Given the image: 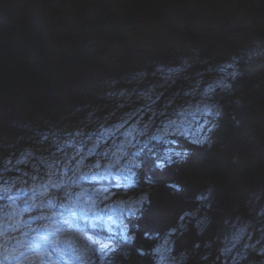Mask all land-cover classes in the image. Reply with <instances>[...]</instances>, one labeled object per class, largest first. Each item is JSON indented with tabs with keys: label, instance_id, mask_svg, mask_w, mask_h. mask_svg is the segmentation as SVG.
<instances>
[{
	"label": "clouds",
	"instance_id": "clouds-1",
	"mask_svg": "<svg viewBox=\"0 0 264 264\" xmlns=\"http://www.w3.org/2000/svg\"><path fill=\"white\" fill-rule=\"evenodd\" d=\"M121 43L140 56L80 100L0 122V264H264V169L223 209L218 178L186 175L264 48L156 57Z\"/></svg>",
	"mask_w": 264,
	"mask_h": 264
},
{
	"label": "trees",
	"instance_id": "trees-1",
	"mask_svg": "<svg viewBox=\"0 0 264 264\" xmlns=\"http://www.w3.org/2000/svg\"><path fill=\"white\" fill-rule=\"evenodd\" d=\"M56 0H14L0 13V122L11 124V112L7 114L9 101L27 103L29 96L38 92L39 86L67 90L73 77L93 69L96 61L108 47H113L136 28L138 20L145 14L154 15L182 4H193L195 0H63L62 5L53 7ZM59 1V0H58ZM61 1V0H60ZM197 0L198 10L206 6ZM71 2L75 13V34L70 32H47L48 25L42 22L44 16L53 10L55 17L62 15L65 3ZM237 8L255 9V0H237ZM101 10L94 16L95 6ZM205 5V6H204ZM158 6H161L157 8ZM116 19L118 26L108 29L107 47L102 43L89 47L93 32L87 26H96ZM50 36L59 37L49 40ZM70 39L72 41H70ZM44 55L40 57L39 50ZM264 48V27L261 42ZM70 81H69V80ZM75 82H72L74 84ZM65 85V86H63ZM235 95L228 98L231 115H226L214 134L212 148L194 149L186 166V175L194 183L208 177L218 178L221 187L217 199L221 209L230 200L234 187L244 183L248 174L264 169V58L257 60L244 72L242 78L233 84ZM38 89V90H37ZM53 95V91H50ZM49 93L42 90L48 99ZM56 95V94H55ZM239 98V102L237 101ZM25 101H24V100ZM65 97L61 98L64 101ZM42 104L39 101L34 107ZM4 115H8L4 117ZM3 117V118H2ZM235 119H234V118ZM239 120V126H235ZM237 157L236 164L232 157ZM225 206V207H223Z\"/></svg>",
	"mask_w": 264,
	"mask_h": 264
},
{
	"label": "rangeland",
	"instance_id": "rangeland-1",
	"mask_svg": "<svg viewBox=\"0 0 264 264\" xmlns=\"http://www.w3.org/2000/svg\"><path fill=\"white\" fill-rule=\"evenodd\" d=\"M14 0H0V13H2L8 4ZM197 0H195L196 2ZM237 0H215L205 2L202 10L200 6L193 4L177 5L164 11H158L154 15L145 13L137 22L136 28L118 40L113 47H108L103 52L99 61L93 65V69L89 72L77 75L70 81L71 87L67 90L51 89V87L41 85L38 92H34L29 96L27 103L20 101H9L8 108L5 112L12 113L10 118L11 124H16V118L22 109H31L35 111L51 112L58 103H62L60 99L70 97L72 102L80 100L82 95L95 86L96 80L107 78L113 72L122 70V66L126 61L135 60L140 56L138 49L129 48L121 41L125 39L134 40L139 45H144L143 51L152 56L159 57L165 49H171L177 53L189 49H195L201 56H211L220 58L225 55L228 49L242 41H255L261 47L263 27H264V0H255V9L251 7L237 8ZM63 0H56L53 7L62 5ZM72 3H65V10L62 15L55 17L53 10L46 14L42 22L48 25L47 32H70L75 34L78 30L75 27V13ZM102 6L94 7L92 14L95 16ZM118 26L116 19L96 26H87L86 30L93 32V39H97V43L88 45L94 47L96 44L102 43V47H107L108 29ZM55 38L58 42L59 37L50 36L49 40ZM70 41H72L70 39ZM90 41V42H91ZM40 57L44 55L39 50ZM72 82H75L72 84ZM65 86V85H63ZM37 89V90H38ZM42 90L49 93L48 99L42 96ZM53 91V95L51 92ZM56 94V95H55ZM42 101L41 106L38 103L36 108L34 104ZM24 100V99H23ZM25 101V100H24ZM8 115H4L7 117ZM3 118V117H2ZM225 207V206H223Z\"/></svg>",
	"mask_w": 264,
	"mask_h": 264
},
{
	"label": "flooded vegetation",
	"instance_id": "flooded-vegetation-1",
	"mask_svg": "<svg viewBox=\"0 0 264 264\" xmlns=\"http://www.w3.org/2000/svg\"><path fill=\"white\" fill-rule=\"evenodd\" d=\"M159 7H161V6H158L157 8H159Z\"/></svg>",
	"mask_w": 264,
	"mask_h": 264
}]
</instances>
